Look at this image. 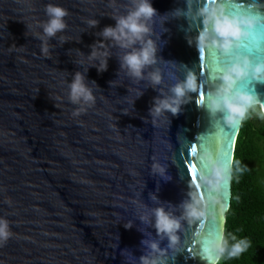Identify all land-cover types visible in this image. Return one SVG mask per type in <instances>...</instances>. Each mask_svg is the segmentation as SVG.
<instances>
[{"label": "water", "instance_id": "95a60500", "mask_svg": "<svg viewBox=\"0 0 264 264\" xmlns=\"http://www.w3.org/2000/svg\"><path fill=\"white\" fill-rule=\"evenodd\" d=\"M49 4L68 11L67 26L42 40ZM130 4L0 0V219L11 232L0 242V264H142V256L156 264H208L204 251L224 237L242 122L230 121L227 109H214L212 101L223 97L231 75L228 94H251L249 108L264 115V77L231 72L245 59L264 63V0H242V7L223 0H151L157 16L146 39L154 42L156 62L142 80L120 68L126 49L110 40L100 46V31L114 26L112 17L126 14ZM212 13L255 17L256 23L225 52L205 23ZM93 20L99 21L95 28ZM94 43L106 53L107 71L92 67L99 64L88 56ZM77 71L92 89L91 106L69 99ZM151 72L160 75L159 84L150 82ZM185 82L190 87L176 114H149L154 98L171 96ZM193 143L197 152L190 157ZM226 149L231 159H218ZM189 159L208 162L211 174L200 170L193 181ZM186 204L197 213L185 215ZM157 208L179 222L171 239L157 232Z\"/></svg>", "mask_w": 264, "mask_h": 264}, {"label": "clouds", "instance_id": "9594fccd", "mask_svg": "<svg viewBox=\"0 0 264 264\" xmlns=\"http://www.w3.org/2000/svg\"><path fill=\"white\" fill-rule=\"evenodd\" d=\"M46 13L49 19L41 25L43 36L40 38L42 40H44V37L51 38L57 32H62L67 26L64 17L69 14L66 9L52 4L47 5ZM156 16L157 10L152 6L151 0H131L127 13L113 16L112 19L115 21V25L105 26L99 33L101 47H103V41L110 40L115 42L120 48L126 49L125 54L119 59L120 68L125 70L127 75L137 80L144 79L145 69L156 62L157 49L154 42L151 39H146L151 31L149 22L153 21ZM89 23L91 27L95 28L99 24V21L93 20ZM205 23L211 25V31L217 37L214 43L225 52H229L235 45L248 37L249 33L245 30V27L254 25L256 18L212 13L206 18ZM207 38L208 33L205 32L200 40L201 42H206ZM90 47L89 59L99 60V64H94L92 67H96L98 72L107 71V58H101L106 57V53H99L95 43ZM42 52L45 54L48 52L46 42L42 48ZM231 72L234 73L236 78L249 74H252L255 78H262L264 77V63L252 66L245 59L243 65L237 63L231 69ZM149 78L153 85L160 83V75L157 72L149 73ZM85 80V74L80 71L75 72L73 75L69 84V99L73 104L91 106L94 103L95 98L92 89L85 83ZM232 82L233 76L229 75L227 78L228 89H225V94L221 99L212 101V107L214 109H227L229 120L240 123L248 118V109L254 103L255 97L242 92L237 93L235 96L228 94ZM109 83L111 84L112 82L110 81ZM189 87L190 85L186 82L178 83L172 88L173 94L171 96L154 98V103L152 108L149 109V114L153 117H159L166 111L176 114L182 103V98L185 96V91ZM138 95H142V93H138ZM83 110L84 108L81 107L73 115H79ZM158 167V165H154V168ZM160 171H163V169H160ZM196 213L197 211L192 205H185V215L193 216ZM154 214L157 232L164 233L171 239L173 233L179 228V222L163 208L155 209ZM126 227H130V225H126ZM10 236L11 232L9 231L8 222L0 219V242H6ZM231 241L230 243L226 237L213 241L207 250L204 251L203 259L208 264H220L225 257L231 259L241 258L250 247L249 241L245 238L237 239L236 236H232ZM157 247L155 243L151 245L153 250ZM141 261L142 264H156L154 260H150L147 256H142Z\"/></svg>", "mask_w": 264, "mask_h": 264}, {"label": "trees", "instance_id": "16d2710c", "mask_svg": "<svg viewBox=\"0 0 264 264\" xmlns=\"http://www.w3.org/2000/svg\"><path fill=\"white\" fill-rule=\"evenodd\" d=\"M231 174L224 237L230 243L232 236L245 238L250 247L241 258L225 257L220 264H264V115L258 107L249 108L242 121Z\"/></svg>", "mask_w": 264, "mask_h": 264}, {"label": "snow or ice", "instance_id": "6c2138e0", "mask_svg": "<svg viewBox=\"0 0 264 264\" xmlns=\"http://www.w3.org/2000/svg\"><path fill=\"white\" fill-rule=\"evenodd\" d=\"M223 2H225L226 4L230 5V6H235V7H242V0H223ZM204 49H201L200 52L203 53ZM201 61H203V56L200 57ZM205 99V95L203 93V91H201L200 95H199V100L200 103ZM262 104H264V102H261ZM230 131V130H229ZM228 133H226L227 135ZM197 152V146L195 143H193L190 147V151H189V156L193 157L195 156ZM219 158H223L225 160L231 159V155H230V151L229 150H225L222 154H220V156H218ZM198 165H199V169H198ZM186 166L188 168V171L191 175V179L193 181L197 180L198 178V171L203 170L205 171L206 174H211V168H210V164L208 162H201L197 159H189L188 161H186ZM197 187H199V185H197ZM216 234V226L214 225V227L209 231L208 236L212 237L215 236ZM199 259H201V257H199Z\"/></svg>", "mask_w": 264, "mask_h": 264}, {"label": "rangeland", "instance_id": "374dc122", "mask_svg": "<svg viewBox=\"0 0 264 264\" xmlns=\"http://www.w3.org/2000/svg\"><path fill=\"white\" fill-rule=\"evenodd\" d=\"M254 109H257V108H254ZM259 110H260V108H259Z\"/></svg>", "mask_w": 264, "mask_h": 264}]
</instances>
